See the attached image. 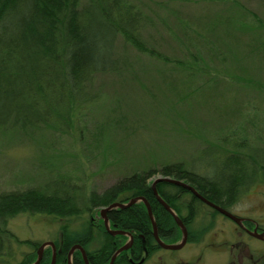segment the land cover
Segmentation results:
<instances>
[{
  "label": "rangeland",
  "instance_id": "1",
  "mask_svg": "<svg viewBox=\"0 0 264 264\" xmlns=\"http://www.w3.org/2000/svg\"><path fill=\"white\" fill-rule=\"evenodd\" d=\"M131 2L151 17L147 35L158 33L155 49L162 59L137 51L118 36L115 54L130 67L99 77L97 100L74 107L63 129H0V191L48 183L85 197L133 173L152 171L151 180L161 175V166L178 161L203 172L204 149L222 158L234 141L264 145V0ZM262 174L231 209L264 227ZM92 215H97L94 210ZM89 216L59 219L19 212L8 217L12 240L0 249L5 255L0 264H18L38 245L57 238L62 223L81 230ZM206 216L201 211L195 226L207 224L211 217ZM212 220L202 241L176 251L185 260L200 256L199 264H227L233 245L234 253L264 252V243L238 234L231 221L218 215ZM48 250L44 246L41 253L47 256ZM173 252L155 251L150 261L160 257L166 262Z\"/></svg>",
  "mask_w": 264,
  "mask_h": 264
},
{
  "label": "trees",
  "instance_id": "2",
  "mask_svg": "<svg viewBox=\"0 0 264 264\" xmlns=\"http://www.w3.org/2000/svg\"><path fill=\"white\" fill-rule=\"evenodd\" d=\"M149 26H153L151 17L142 13L131 0H0V129L7 125L24 132L39 126L63 129L62 124L74 107L97 100L99 77L108 73L122 74L130 67L124 57L115 54L118 36L137 51L162 59L155 49L158 47L155 38L159 35L154 31L156 37H149L146 30ZM248 144L243 140L234 141L230 147L236 148L224 151L222 158L218 152L204 149L200 155L204 162L199 160L204 171L200 173L181 161L163 165L158 172L162 176L183 179L208 200L230 198L235 202L256 182L257 174L264 176V156L261 155L264 145ZM222 173L225 175L221 176ZM151 175L152 171L133 173L102 192L91 191L85 197L69 195L48 183L43 187L0 191V249L12 240L6 223L8 217L16 213L42 212L67 219L88 212L92 218H84L81 230H70L65 223L60 225L58 237L53 239L60 247L55 264H66V252L73 244L83 247L89 264H107L115 237L104 230L100 218H95L92 212L97 214L95 208L114 201L126 202L133 196H142L147 201L158 235L174 240L178 229L152 195L146 181ZM155 189L158 193L185 191L181 186L164 181L156 183ZM175 197L163 194L167 205L178 214L181 208L188 206L191 207L189 213L195 215V208L200 207V203H180ZM106 216L110 226L115 224L127 230L136 219L142 225L135 232L143 235L147 251L156 249L142 202L123 209L112 208ZM185 223L188 226V222ZM93 242L97 245L93 246ZM27 244L34 248L37 245L30 241ZM133 244L132 251L139 253L140 241L135 238ZM35 251L24 255L18 264L31 262ZM48 254L50 249L37 264H48ZM3 256L0 253V258ZM71 264H83L78 250L72 253Z\"/></svg>",
  "mask_w": 264,
  "mask_h": 264
},
{
  "label": "flooded vegetation",
  "instance_id": "3",
  "mask_svg": "<svg viewBox=\"0 0 264 264\" xmlns=\"http://www.w3.org/2000/svg\"><path fill=\"white\" fill-rule=\"evenodd\" d=\"M149 177L148 176L146 177V181L149 182V187H150V183H151L152 179L150 180ZM173 178H175V177H173ZM176 179H179V178H176ZM179 180L182 181V182H184V183H186V184H188L189 186H191L189 183H187L183 179H179ZM156 183H158V182H156ZM168 183H170V182H168ZM171 184H173V183H171ZM174 185H176V184H174ZM154 187H155V185H154ZM191 188L196 193L192 192L190 189H187V188H184L185 189L184 192L183 191H176V190H164L162 193H158L156 191L157 196L160 199H162L165 203H166V201L163 199V194H166V195H176L177 197H175V198L180 203L183 202V201H186L185 203H187V204H189L191 201H193L195 203H200V205H199L200 207L199 208H195V210H196L195 215H193L192 213H189V209H191V207H188V206H185V207L181 208V210H182L181 211V214H178L176 211H174L170 207L171 210L179 218V220L182 223V225L184 226V229H185V232H186V236H185L184 243L180 247L175 248V249L163 248V247H161L157 243V241H156V239H155V237L153 235L152 225H151V221H150L148 215H147V217H148V220H149L150 234H151L152 239H153V241H154V243L156 245V249H154L152 251H149V250L147 251V248L145 247L143 235L141 233H136L135 232V230L138 229L140 227V225H142V224H139L138 222H136V219L134 220V222H132L130 224V227L131 228H129V230L117 228V227L114 226L115 224H112V226H110L109 219L106 216V212L109 211L112 208H115V209H123L125 207H123V208L112 207V208L108 209L105 212V216L107 218V228L108 229L105 228L104 223H103V219H102V217L99 214V209L102 208V207H104V206L100 207L98 209V211H97V215H95V218L96 217H99L100 220H101V224H102V227L104 228V230L110 236L115 237V239L112 240L113 250H112V252L110 254V257L108 259V262L110 261L111 257L113 256V258L111 260V264H152V263H154V264H196L195 262H197L199 264V262H200V259H199L200 256H198L196 258V260H188L187 261V260H185L183 258V256L180 255V252H176V251H179L181 249H185V246L188 245V244H198L200 241H202L204 235L207 232H209L211 230V228L213 227V221H210V220H208V223L205 224V225L202 224L201 226L200 225L195 226V224L193 222H196V219H199L200 214H201V211L205 215H209L212 218L214 216H217L218 215V216H220L221 218H223V219H225L227 221H231L234 224V226H235L236 231H237L238 234L243 235L246 239L254 240V241L260 242V243H264V227L261 226V225H259V223L257 221H255L254 219L249 218V217H246V216H241V215L237 214L236 212H234L231 209V206L235 203L234 201H232L230 198L229 199L227 198L224 201L208 200L202 194H200L197 190H195L194 187L191 186ZM150 189H151V187H150ZM151 192H152V190H151ZM196 194H198L200 197H202V198L210 201L214 205L222 208L223 210L227 211L228 213L234 215L238 219V222L234 221L233 219H231L228 216L224 215L223 213L219 212L217 209L213 208L212 206L207 205ZM152 195L154 196V198L156 199V201L161 205V203L157 200V198L155 197V195L153 194V192H152ZM178 195H182L183 198L182 197H178ZM133 197H142V196H133ZM138 201L142 202L141 200H135L134 202H138ZM114 202H121V201H114ZM134 202H132V203H134ZM128 206H126V207H128ZM149 209H150V207H149ZM202 209H204V212H203ZM164 210H166V209L164 208ZM212 210L215 211V212L212 213L211 212ZM145 211H146V209H145ZM150 212H151V210H150ZM146 214H147V212H146ZM170 216L172 217L171 214H170ZM209 216H206V218L209 217ZM151 217H152V221H153L154 226H155L156 236H157V238L161 242L166 243V244H174V243L176 244V243H179V241L181 239L182 232H181V228L174 221L173 217H172V219L174 221V224L176 225V228L178 229V236L174 240H168V239H165L164 237L161 238L158 235V233H157V229H156V225H155V222H154L152 213H151ZM88 218L91 219L92 217L89 216ZM185 222H188V226L186 225ZM115 231H121V233H117ZM261 233H263V238H258V237L255 236V235L261 234ZM135 238H137V240H139L140 243H141V246H140L141 248H139V250H140L139 253H137L138 250L132 251V247L134 245L133 242H134V239ZM44 242H51V245H48L47 244V245H44V246H49V249H50V258H51V254H52V248H53V256H54L53 264H55L56 254L59 253L60 247L58 246V244L55 245L53 243V240L52 241H44ZM245 242L248 243V240H245ZM126 244H127V247L126 248L117 251L118 248H120V247H122L123 245H126ZM74 245H79V244H73V245H71L68 248V250L66 252V255H65V262H66V264H71V255H72V253L75 250H78L77 248H74L73 247ZM79 246L83 249V247L81 245H79ZM71 248H72V250L70 251ZM232 248H234V245L232 247H229V251L231 253L230 254H227V264H264V252H259V253H252V252H250V254H240L238 252L234 253V250H232ZM160 250H168V251H172V252L174 251V252L172 254H170L169 256H167L166 262L161 261L160 260V257L158 258V261H150L151 260L150 258L153 256V253L155 251H160ZM253 252H258V251L256 250V251H253ZM84 254H85V257H86L85 250H84ZM154 255H157V254H154ZM80 256H81V254H80ZM35 257H36V254H35ZM41 258H42V253H41L40 260H41ZM116 258H117V260H116ZM34 259L31 260V262L26 263V264L32 263L34 261ZM81 259H82V257H81ZM86 259H87V257H86ZM82 262H83V259H82ZM108 262H107V264H108Z\"/></svg>",
  "mask_w": 264,
  "mask_h": 264
},
{
  "label": "water",
  "instance_id": "4",
  "mask_svg": "<svg viewBox=\"0 0 264 264\" xmlns=\"http://www.w3.org/2000/svg\"><path fill=\"white\" fill-rule=\"evenodd\" d=\"M159 181H165V182H170V183H173V184H176V185H179V186H182L184 188H187V189H190L192 192L196 193L192 188L191 186H189L188 184L180 181L179 179H176V178H173V177H169V176H157L155 178L152 179L151 183H150V187H151V190L153 192V194L155 195V197L157 198V200L161 203V205L172 215L174 221L177 223V225L181 228V232H182V235H181V239L179 241V243H174V244H166V243H163L161 242L157 236H156V233H155V226H154V223L152 221V217H151V212H150V209H149V205L147 204L146 200L143 198V197H132L130 199H128V201L126 202H112L102 208L99 209V214L100 216L102 217L103 219V223H104V226L106 229L107 228V218L105 216V212L112 208V207H119V208H123V207H126L128 205H130L132 202H134L135 200H141L145 206V209H146V212H147V215L151 221V225H152V230H153V235L157 241V243L163 247V248H168V249H175V248H178L180 247L184 241H185V236H186V232H185V229H184V226L182 225V223L180 222L179 218L177 217V215L171 210V208L162 200L160 199L158 196H157V193H156V189L154 187L155 183L156 182H159ZM197 196H199L198 194H196ZM200 197V196H199ZM207 205L209 206H212L213 208L217 209L219 212L223 213L224 215L228 216L229 218L233 219L234 221L238 222V219L228 213L227 211L223 210L222 208L214 205L213 203H211L210 201L200 197ZM117 233H121V231H115ZM256 237L258 238H263V233L261 234H257L255 235ZM51 245V242H43L41 243L38 247H37V250H36V257L34 259V261L30 264H36L39 260H40V257H41V252H42V248L44 245ZM74 248H77L81 254V257L83 259V264H88V261L85 257V254H84V250L79 246V245H74L73 246ZM127 247V244L126 245H123L122 247L118 248V250H121V249H124ZM72 250V248L70 249V251ZM116 251V252H117ZM113 256L111 257L110 261L108 262V264H111V260H112ZM53 261H54V256H53V248H52V254H51V258H50V262L49 264H53Z\"/></svg>",
  "mask_w": 264,
  "mask_h": 264
}]
</instances>
